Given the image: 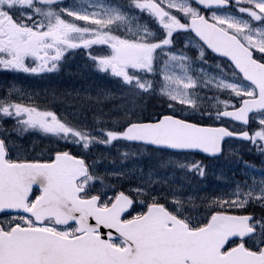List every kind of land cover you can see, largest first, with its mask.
I'll return each mask as SVG.
<instances>
[{
  "label": "snow or ice",
  "instance_id": "snow-or-ice-1",
  "mask_svg": "<svg viewBox=\"0 0 264 264\" xmlns=\"http://www.w3.org/2000/svg\"><path fill=\"white\" fill-rule=\"evenodd\" d=\"M77 49L117 78L122 103L105 108L114 93L97 89L89 119L13 89L0 96V116L15 123L0 134V264H264V166L198 197L158 171L203 178L193 153L223 155L231 138L264 155V0H0V69L48 75ZM156 93L165 99L153 115L141 102ZM28 129L60 142L24 158L12 133ZM94 148L121 164L155 155L130 186L105 188L126 171L101 173Z\"/></svg>",
  "mask_w": 264,
  "mask_h": 264
},
{
  "label": "flooded vegetation",
  "instance_id": "flooded-vegetation-1",
  "mask_svg": "<svg viewBox=\"0 0 264 264\" xmlns=\"http://www.w3.org/2000/svg\"><path fill=\"white\" fill-rule=\"evenodd\" d=\"M63 2L71 3L73 0H63ZM76 2H80V0H76ZM141 22L143 23L144 21ZM177 47H179V44ZM94 54H106V48H97ZM75 78L80 79L81 82L75 83ZM16 85H18V87H14ZM9 89H13V93H81L93 95H96L97 89H108L114 93L112 102L103 103V105L112 107L122 103L121 94L117 91V78L113 77L110 72L104 73L96 69L91 64L90 59L85 55V52L79 49L74 51L70 50V52L66 54V59H64L60 67L48 75L29 74L16 70L0 69V93H7ZM240 127L239 124L233 123V130L239 129ZM59 142L60 141L54 137L47 139L44 136L38 135L34 138L33 154L37 156V158H46L50 151L55 150ZM242 144L243 142L241 141H227L224 155L220 158H209L200 154L195 155L196 159L204 160L207 164L205 177L197 178L196 180V197L212 191H223L226 185L234 184L237 177L242 179L244 173L243 162L248 159L247 151H243L241 148ZM21 147L23 151L30 150V145L27 143L23 144ZM76 151H80V149H76ZM226 154H229V158L226 159V166L223 167L221 159ZM110 155L117 158L115 152H112ZM135 159L136 157H128V159L124 161L125 166L120 164L119 161L121 160L119 159L116 165L119 169L122 167L124 170L131 173L135 168ZM227 166L230 170L229 174L231 175L222 173L225 182L224 180L220 182L218 175L221 174V171L219 170H224ZM98 168L101 173L105 171L113 172L112 169L104 165ZM166 179H168V177ZM175 180L177 182L174 183L173 187H177L182 178H175ZM99 186V184L96 185V187ZM195 204L198 207L197 216L200 218L205 212V209L201 206L198 198ZM255 211L258 212L259 208L257 207ZM0 219H3L2 215H0Z\"/></svg>",
  "mask_w": 264,
  "mask_h": 264
},
{
  "label": "rangeland",
  "instance_id": "rangeland-1",
  "mask_svg": "<svg viewBox=\"0 0 264 264\" xmlns=\"http://www.w3.org/2000/svg\"><path fill=\"white\" fill-rule=\"evenodd\" d=\"M5 95V94H4ZM0 96H3V95H0ZM36 96V95H35ZM17 97H26V98H28V99H30L31 101L33 100V98H34V96H30V95H18V94H13V98H17ZM37 97V96H36ZM157 98H158V103H164V99L165 98H163L161 95H158L157 96ZM21 102H27V100H22ZM32 132H36V130H34V129H28V130H22L21 131V133H32ZM261 162H263L264 163V155H261ZM261 167H256V169H257V171L256 172H252L251 171V169H249L250 170V174H254V175H260V172H259V169H260ZM158 171H160V175H161V177L162 178H167V177H165V174H164V172H163V170H158ZM175 174V173H174ZM171 177H174V175L173 176H171ZM171 177H169V180H173ZM180 177H182L181 175H180ZM186 179H187V181L189 182V183H193V182H195V179H193L192 177H186ZM182 186H184L185 188H188V183L187 182H185ZM191 190V189H190ZM197 191V190H196ZM225 191V190H224ZM191 195H193L194 197H195V193H194V190L192 191L191 190ZM196 203V200H195V202L192 204V206L194 205L195 207H197V205L195 204Z\"/></svg>",
  "mask_w": 264,
  "mask_h": 264
},
{
  "label": "trees",
  "instance_id": "trees-1",
  "mask_svg": "<svg viewBox=\"0 0 264 264\" xmlns=\"http://www.w3.org/2000/svg\"><path fill=\"white\" fill-rule=\"evenodd\" d=\"M58 98H59V100H62V101L66 100V96L58 97ZM70 102L75 105V112L76 113H78L84 117H87L89 119L92 117V115H93L92 108L95 106H91L88 99H84V98L80 97V95H73V99H70Z\"/></svg>",
  "mask_w": 264,
  "mask_h": 264
}]
</instances>
